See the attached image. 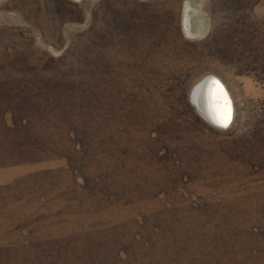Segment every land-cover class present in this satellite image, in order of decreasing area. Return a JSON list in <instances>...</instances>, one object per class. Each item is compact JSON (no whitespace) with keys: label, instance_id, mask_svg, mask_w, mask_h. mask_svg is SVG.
<instances>
[{"label":"rangeland","instance_id":"1","mask_svg":"<svg viewBox=\"0 0 264 264\" xmlns=\"http://www.w3.org/2000/svg\"><path fill=\"white\" fill-rule=\"evenodd\" d=\"M0 264H264V0H0Z\"/></svg>","mask_w":264,"mask_h":264},{"label":"water","instance_id":"2","mask_svg":"<svg viewBox=\"0 0 264 264\" xmlns=\"http://www.w3.org/2000/svg\"><path fill=\"white\" fill-rule=\"evenodd\" d=\"M201 82H204L205 92H208L209 96L211 95L209 97L210 103H208V106L205 104L204 110H202L194 99V94H191V101L206 121L220 128H228L235 119V103L227 85L221 78L212 74L203 78ZM216 94L222 100L220 103L225 106V109H221L223 114L216 108L217 98L216 100L214 98Z\"/></svg>","mask_w":264,"mask_h":264},{"label":"bare ground","instance_id":"3","mask_svg":"<svg viewBox=\"0 0 264 264\" xmlns=\"http://www.w3.org/2000/svg\"><path fill=\"white\" fill-rule=\"evenodd\" d=\"M196 12L197 11L195 9V6L190 1L187 2L185 5V28L191 36L200 35L201 32L203 31V26L199 25L198 18L195 15ZM203 87H204V82L199 81L194 86L193 93H192V94H194L193 95L194 99L197 101V104L202 108V110H204L205 104L208 106V103H210L209 97L211 96V95L209 96L208 92H205V88H203ZM214 98H215V100L217 98V101L215 103L216 108L218 109V111H220L221 114H223L221 109H225V106L223 105V103L222 104L220 103L222 101L221 99H219L220 96L218 94H216L214 96ZM233 100H234V98H233Z\"/></svg>","mask_w":264,"mask_h":264}]
</instances>
